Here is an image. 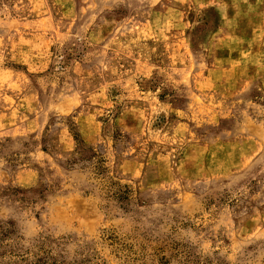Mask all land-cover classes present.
I'll return each instance as SVG.
<instances>
[{"label":"rangeland","instance_id":"1","mask_svg":"<svg viewBox=\"0 0 264 264\" xmlns=\"http://www.w3.org/2000/svg\"><path fill=\"white\" fill-rule=\"evenodd\" d=\"M264 264V0H0V264Z\"/></svg>","mask_w":264,"mask_h":264},{"label":"trees","instance_id":"2","mask_svg":"<svg viewBox=\"0 0 264 264\" xmlns=\"http://www.w3.org/2000/svg\"><path fill=\"white\" fill-rule=\"evenodd\" d=\"M49 254L45 255V256H40L37 257L33 260H29L27 258H22L21 261L23 263H19L18 261H14V260H10L9 262H7V264H57V261H50L48 260ZM6 264V263H4Z\"/></svg>","mask_w":264,"mask_h":264}]
</instances>
